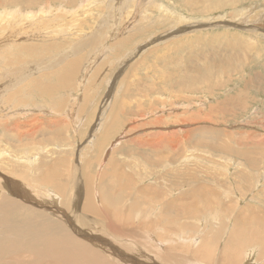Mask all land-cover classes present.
I'll return each mask as SVG.
<instances>
[{"label":"rangeland","instance_id":"rangeland-1","mask_svg":"<svg viewBox=\"0 0 264 264\" xmlns=\"http://www.w3.org/2000/svg\"><path fill=\"white\" fill-rule=\"evenodd\" d=\"M184 1L0 0V54L2 55L10 45L14 61L10 63L9 68L13 75L17 70L28 74L32 66H39L37 75L45 72L52 76L55 74L53 77L41 76L42 80L51 86H55L65 73L70 75V84L57 94V99L42 101L38 94L39 99L36 101L33 97L28 98L29 108H26L6 101L5 95L8 93L20 92V82L15 80L12 83L13 75L8 79L9 77L4 75L5 69L0 68V217L4 212L1 205L6 204V200H3L6 196L14 200L15 204H19L20 208L16 213L6 215L4 219L10 217L11 220H16L18 216H26L25 214L32 213L31 208L49 211L52 202L47 204L39 197L50 199V195L58 198L60 195L54 189L48 196L46 189H41L40 192V176L52 178L70 190L73 185L79 186L82 198L85 196V189L95 194V191L100 190V184L109 192L116 207L125 205L126 209L148 208L147 215L150 214L154 219L159 218L162 222L157 232L162 231L168 235L166 237H178L182 241L187 238L188 244L183 246L182 250L189 249L195 242L196 232L199 231L201 236L210 235L205 240L207 251L202 246L199 261H193V264H207L210 260L215 264L230 255L239 257V264L246 263L243 261L245 256L248 263L256 264L259 249L251 245L253 241L244 245L241 251L233 246L228 249L227 243L232 231L233 217L246 211L247 205L256 207V214H264V202H259L261 198L256 194L257 190L264 188V32H259L260 35L257 36L254 31L255 28L261 30L262 26L264 27V19L259 25L249 21L250 14L255 10L264 15V0H249L248 3L242 0L230 3L228 0H214V3L207 1L202 5V13L188 10ZM158 2L168 9L160 8ZM182 14L189 15L188 19H181ZM233 14L236 16H232ZM223 15H228V18L223 19ZM207 16L210 19H207ZM253 20L256 21L255 18ZM185 24L187 26H184ZM47 25L49 30H45ZM203 26L206 28L203 29ZM183 31L187 33L185 37ZM201 34L204 36H200ZM129 38L130 42L123 44V40ZM194 38L204 40V43H199L198 48L208 61L217 59L218 65L215 68L207 70L206 66L199 62L198 68L196 65H188L186 68L187 52L172 58L171 65L159 60L158 57H166L165 47L170 45V48H173L171 52L168 51L173 57L174 51L180 46L186 47L188 40ZM213 38H216L215 50L210 44ZM235 40L240 41L239 46L234 45ZM21 44L36 47L37 55L23 58L22 51L17 52L15 49L16 45ZM44 47L46 50L42 51ZM17 54L20 56L16 57ZM161 54H164L163 57ZM192 54L194 55V50ZM4 57L8 62V58ZM198 57L200 58V55ZM159 73H165L167 77L162 78ZM30 92L31 89L28 94ZM37 105H50V108H46V111L43 110L45 107L41 108L42 111L32 110ZM113 109L114 116L116 119L120 117V121H115L118 122L117 127L114 125L111 135L107 136V125L114 123L110 122L113 119L110 114ZM174 119H186L187 122L180 124L181 121L176 122ZM155 121H158L157 124L152 126L150 123ZM134 126L140 127L133 130ZM188 129H191L192 133L184 136ZM172 130L179 132L177 135L181 140L180 147L175 151L172 148V140L169 139L167 144L163 138L152 139L158 131L168 133ZM103 137H106L105 140ZM149 137L152 140L146 146L132 142L133 138L143 140ZM202 139L218 146L220 144V147L223 144L225 151L208 150L203 146L205 143ZM199 142L203 145L197 144ZM112 143L115 148L109 149ZM117 148L119 152L114 151ZM246 148L249 151L251 149L255 160L260 161L256 174L258 173L263 181L258 184L254 180L252 185L251 181H245L244 184L249 190L244 187L240 177L245 171L246 174L248 172L252 175L253 170L237 154L238 150L244 151ZM33 155L40 157L37 161H28L27 158H32ZM176 155L182 158V166ZM187 156H197V159L183 162ZM90 160L93 163L87 166ZM168 160L176 163L166 167ZM192 175L201 180V185L206 187L208 183L209 187L219 189L222 193H216L215 200H210L211 204L205 203L204 198H197L198 209L189 216H182L176 208H166V205H181L194 199L192 196H183L189 187L191 191L200 184L190 178ZM29 176H34L33 183L28 184ZM78 179L79 184L73 183ZM8 180L13 181V184H20L22 188L18 187L17 190L14 185L8 187ZM34 183L37 186L35 188L32 185ZM149 185L156 186L157 190H164L161 198L148 202L150 206L145 194L140 190ZM92 186H96V189ZM74 189L77 190V187ZM7 191L10 193L6 194ZM29 191H35L32 198L36 200L29 202L32 199L25 197ZM227 191H231L229 197H225ZM153 201L152 206H155V209L151 206ZM219 201H222L223 205H219ZM67 202L68 200L61 209L67 207ZM225 208L227 212L224 211ZM88 214L90 219L94 218ZM60 217L62 218L61 214ZM104 222L102 217L100 224ZM43 224L41 220L35 219L24 229L11 230L5 223H0V264L30 262L27 253L38 259L44 257L52 262L51 264H64L59 261L56 253L57 247L64 246L62 241L66 242L65 245L69 244V249L72 250V264H86V259H89L90 264H94L89 257L103 260L102 264H117L113 259L115 255H110L113 249L106 244L101 245L102 242H97V248L92 244L96 241L90 242L89 237L83 233L75 232V239L71 237L66 240L43 241L44 238H35V234L45 233ZM64 224L70 227L65 222ZM191 224L197 226L193 233ZM245 225L251 228L252 224ZM171 230H175L177 234L173 235ZM55 232L57 234V230ZM101 233H106V230ZM160 234H156L158 241L162 240ZM240 236L238 234V238ZM116 245L119 251L123 249L127 253L125 258H131V261L143 260L139 261L140 264H163L142 257L140 253L133 254L132 250L123 248L126 245ZM192 245L194 246V243ZM192 248L190 250L193 252ZM52 249L55 251L51 254ZM235 250L240 254L236 255Z\"/></svg>","mask_w":264,"mask_h":264},{"label":"bare ground","instance_id":"bare-ground-1","mask_svg":"<svg viewBox=\"0 0 264 264\" xmlns=\"http://www.w3.org/2000/svg\"><path fill=\"white\" fill-rule=\"evenodd\" d=\"M178 1V0H176ZM207 1H210V2H213L214 0H185L183 3L185 5V8H187L188 10L190 11H194V12H198V13H202V11L204 12V8L202 9V5H204V3L206 4ZM229 3L230 2H233V1H239V0H228ZM242 1H246V3H248L249 0H242ZM214 3V2H213ZM252 3V2H251ZM250 3V4H251ZM158 4L160 5V8H163V9H168V7H165L164 5H162V3H159ZM178 5V4H177ZM181 5V4H180ZM253 5V4H252ZM247 6V5H246ZM254 6V5H253ZM256 7V5H255ZM247 10V8H245ZM256 9V8H255ZM161 10V9H160ZM8 14L10 13L8 10L6 11ZM5 12V13H6ZM250 13V12H249ZM257 13V11L255 10L252 14H250L249 16V21L254 23V24H260V22L264 19V15H261L259 13H257L258 15L256 17H254V14ZM189 14V13H188ZM182 17H180L181 19H185L187 20L188 19V16L187 15H181ZM232 16H236V15H232ZM211 17V16H210ZM231 17V16H230ZM223 19L225 18H228V15H223L222 16ZM256 19V21H254L253 19ZM25 19V18H24ZM207 19H210L208 16H207ZM12 20V19H11ZM205 21V20H203ZM206 23H210V21H205ZM35 23V22H34ZM49 23V22H48ZM29 25V24H28ZM45 25V24H44ZM250 25V24H249ZM16 26V25H15ZM183 26V25H182ZM184 26H187V24H185ZM253 26V25H252ZM34 27V26H33ZM193 27V26H192ZM258 27V26H257ZM40 28V27H39ZM179 28V27H178ZM206 28V26H203V29ZM22 29V28H20ZM49 25H47L45 27V30H49ZM258 28H255V34L257 36L260 35L259 32H264V27L262 26L261 30H257ZM52 30H55L54 28H52ZM200 30L202 31V28H200ZM257 30V31H256ZM25 31V30H23ZM56 31V30H55ZM182 31V27H180V31ZM186 31V30H185ZM183 31V33L185 32ZM27 32V31H26ZM172 32V31H170ZM191 32V31H190ZM193 32H194V29H193ZM191 32V33H193ZM196 32V30H195ZM198 32V30H197ZM28 33V32H27ZM170 34V33H169ZM172 34V33H171ZM170 34V35H171ZM186 34V33H184ZM190 35V33H188ZM254 34V33H253ZM30 35V33H29ZM168 35V37L170 36ZM187 35V34H186ZM186 35H183L184 37ZM175 36V35H174ZM182 36V35H181ZM181 36L179 38H181ZM197 36V35H196ZM200 36H204V34L200 35ZM25 37H30V36H25ZM133 37V36H131ZM199 37V36H198ZM188 38V37H187ZM193 38V37H192ZM253 38V37H252ZM26 39V38H25ZM133 39V38H132ZM131 40V38H129V40H123V44H127L129 43ZM173 40V39H172ZM188 40V39H187ZM186 40V41H187ZM18 41V40H17ZM216 41V38H213L211 41H210V44L213 46V50H215V46H214V43ZM32 42V41H31ZM202 42L204 43V40H200L199 38H194V40H191L190 41L188 40L187 44H186V47H183V46H180L176 51H174L173 53V57H172V53H168V48H167V51L165 52L166 53V57L164 58L163 55L162 57L163 58H159V60L165 62L167 65H171L172 63V58H175L179 55H181L183 52H187L188 53V57L186 58L185 60V63H188L185 65L188 66V65H193L197 67V62L199 63H203L205 66H206V69L207 70H210V68H215L217 65H218V62L217 59L214 61V59H211L208 61L205 54L202 52V50H200L198 48V45L199 43ZM118 44V43H117ZM121 44V43H120ZM234 45L235 46H239L240 45V41H236L234 42ZM122 46V44L120 45ZM119 46V47H120ZM163 46V45H162ZM15 49L16 51L18 52H21L22 51V55H23V58H32L34 57L35 55H37V48L32 46V45H16L15 46ZM46 48L44 47L42 51H45ZM151 50V49H150ZM193 50H194V55L192 54L193 53ZM168 53V54H167ZM243 53V52H241ZM240 53V54H241ZM39 54H41V52H39ZM3 55V56H2ZM2 55L0 54V68H4L5 69V72L6 76H8L10 79L11 76L14 74L13 72H11L9 66L11 65L10 63H13L14 61V58H13V55H12V51L10 49V45L7 47L6 51L2 53ZM184 55V54H183ZM200 55V58L198 57ZM6 56L8 58V62L6 61V58L4 57ZM18 56V54L16 55V57ZM20 56V55H19ZM18 56V57H19ZM159 56V54H158ZM185 57V56H184ZM214 57V56H213ZM182 59V58H181ZM3 64H2V62ZM194 61V62H192ZM214 61V63H213ZM180 62V61H179ZM184 62V61H183ZM139 63V62H138ZM157 64V63H156ZM184 64V63H183ZM227 64H229L227 62ZM159 65V64H158ZM166 66V65H164ZM201 66V65H200ZM39 66H32L30 69H29V72L28 74H26L27 72L24 73V71L22 70H17L15 73V75H13V77L11 78V81L12 83H14L15 80H18L20 82V92L16 93V92H12V93H8L6 96V101L7 102H10L12 104H15V105H18V106H23V107H26V108H29V104H27L28 102V98L31 99L30 97H33L34 100H38L39 99V96L41 97V100H45V101H53L56 98V96H59L57 95L60 91H62L63 89H65V87L67 85L70 84V75L69 73H65L61 79H59L58 83L55 85V86H51V84H47L45 83L44 80H42L41 76L42 75H45V76H48V77H53L55 76V74L53 73V76L52 74H48L47 72L43 73L42 75H37L38 74V69ZM147 67V66H146ZM173 67V66H172ZM175 68V67H174ZM187 68V67H186ZM198 68V67H197ZM205 68V67H204ZM168 69V68H167ZM36 70V71H35ZM27 71V70H26ZM146 71V70H145ZM151 71V70H150ZM180 71V70H179ZM174 72V70L172 71ZM146 73V72H145ZM155 73V72H154ZM180 73V72H179ZM36 74V77H34V75ZM86 74V73H85ZM160 74V73H159ZM171 74V73H170ZM187 74V73H186ZM162 78H165L167 77V74L165 73H161L160 74ZM185 75V74H184ZM199 75V74H198ZM147 76V74H146ZM187 76V75H186ZM189 76V75H188ZM202 76V75H201ZM5 77V76H4ZM148 77V76H147ZM146 77V78H147ZM2 76H0V80H1ZM41 78V79H40ZM161 78V79H162ZM169 78V77H168ZM167 78V79H168ZM148 79V78H147ZM166 79V81H168ZM173 79V78H172ZM149 80V79H148ZM164 80V79H163ZM178 80V78H177ZM6 81V80H5ZM174 81V79H173ZM180 81V80H179ZM187 81V80H186ZM25 82H27V84H25ZM149 82V81H148ZM163 82V81H162ZM189 85V84H188ZM68 87V86H67ZM151 88V85L149 86ZM155 87V85H154ZM152 87V89L154 88ZM156 88V87H155ZM164 88V87H163ZM171 88V87H170ZM31 89V92L30 94H28V90ZM149 90V89H148ZM155 90V89H154ZM157 90V89H156ZM2 91V90H1ZM5 91V90H4ZM89 92V91H88ZM2 93V92H0ZM85 93V91H84ZM192 93V92H191ZM39 94V96H38ZM52 95H55L52 97ZM84 96V95H83ZM59 98V97H58ZM232 99V98H231ZM248 100V99H247ZM5 102V103H7ZM126 104V103H125ZM13 105V106H15ZM48 105V104H47ZM180 105V104H179ZM6 106V105H5ZM50 106V105H49ZM46 107V106H41V105H37L35 108H33L32 110H41L42 111V107H45L43 110L46 111L45 109L46 108H50V107ZM124 107V106H123ZM6 109V108H5ZM124 109V108H123ZM51 110V109H50ZM164 110V109H163ZM162 110V111H163ZM144 111V110H143ZM60 112V111H59ZM66 113V112H65ZM68 113V112H67ZM114 109H113V112H111V117L113 118L112 121L110 122H113L114 123H110L108 125V130L109 132L105 133L107 136L108 134H110L112 131L113 128L117 127L118 125V122L116 123L115 121L119 120L120 119V115H118V119H116V117L114 116ZM152 113V112H151ZM58 114V113H57ZM145 114V113H144ZM84 115V114H83ZM169 115V114H168ZM4 116V115H3ZM64 116V115H63ZM0 117H2L1 113H0ZM154 117V116H153ZM186 118V117H185ZM88 120V119H87ZM122 120V119H121ZM155 120V119H154ZM158 120V119H157ZM175 120V119H174ZM120 121V120H119ZM176 122H180V124H183V122H187L186 119L185 120H182V119H177L175 120ZM158 121H155L153 123H150L151 125L152 124H157ZM179 124V123H178ZM114 125H116L114 127ZM38 126V125H37ZM112 126V128H110ZM148 126V125H147ZM153 126V125H152ZM36 127V126H35ZM140 126H134L132 129L133 130H136L137 128H139ZM144 127V126H143ZM157 127V126H156ZM28 128V127H26ZM76 128V127H75ZM33 129V128H31ZM118 129V128H116ZM115 129V130H116ZM35 130V128H34ZM98 130V129H97ZM180 130L182 131L183 133V128L181 127ZM26 131V130H25ZM24 131V132H25ZM28 131V130H27ZM37 131V129H36ZM95 131V130H94ZM33 132V130H32ZM99 132V131H98ZM97 132V133H98ZM28 133V132H27ZM35 133V131H34ZM95 133V132H94ZM115 133V132H114ZM126 133V131H125ZM179 132L177 130H172L171 132H166V133H163V132H160L158 131L156 137H153L152 139H159V138H163V141L164 143H167L169 142V139L173 141V145H172V148L175 150H177V147H180V138L179 136L177 135ZM191 129H188L185 133L184 136H189V134H191ZM129 134V133H128ZM111 135V134H110ZM222 135V134H221ZM61 137V136H60ZM95 137V136H94ZM106 138V137H105ZM105 138L103 137V139L105 140ZM102 139V140H103ZM130 139V138H129ZM150 137L149 138H133L132 139V142H134L133 144L135 143H140L142 146H146L151 140H152ZM61 140V139H60ZM131 141V140H130ZM202 141L205 143L204 145L199 142L197 144L199 145H203L204 147H207L208 150H215V151H225V149L222 147H220V144L218 146V144H212V143H208V142H205L203 139ZM138 144V145H140ZM126 145V144H124ZM140 145V146H141ZM130 146V145H129ZM224 146H227L226 144H224ZM123 147H121L122 149ZM210 148V149H209ZM227 148V147H226ZM133 149V148H132ZM247 149V148H246ZM244 150V151H239L237 152L238 156H240V158H243V160H245L246 164H248V166L251 167V170L253 173H251L252 175L246 174V171L242 173L241 177L240 176H237V178L240 177L241 179V182L244 184L245 181L249 180L248 182H250V184L252 185V182L254 180H256L259 183H263L262 181V178L259 177V174L257 173L256 174V171H258V167L260 166V161L259 160H255V157L251 154L252 150L250 149V151L247 149V150ZM45 150V149H44ZM128 150V149H126ZM109 151V150H108ZM107 151V152H108ZM111 151V150H110ZM116 152H119L120 150L117 148L116 150H114ZM123 151V150H122ZM121 151V152H122ZM227 151V150H226ZM126 152V151H125ZM129 152V151H128ZM131 152V151H130ZM228 152H230L228 150ZM232 152V151H231ZM51 153V152H50ZM223 153V152H222ZM173 156H174V153H172ZM172 156V155H171ZM170 156V157H171ZM172 156V157H173ZM176 159L177 161H179V163L181 162V159L180 157H178V155H176ZM40 157V156H39ZM39 157L37 155H33L32 158H27L28 161H37L39 159ZM52 157V156H51ZM197 156H187L183 162H186L188 160H191L193 158H196ZM237 157V156H236ZM197 159V158H196ZM91 161V160H90ZM89 161V162H90ZM171 161V160H170ZM169 160L167 161L166 163V167L170 164L172 165V163H176V162H170ZM173 161V160H172ZM175 161V160H174ZM189 163V162H188ZM89 164V163H88ZM182 162H181V166H182ZM64 165V164H63ZM245 165V164H243ZM67 167V166H65ZM247 167V166H246ZM249 167V168H250ZM235 169V168H234ZM240 170V169H239ZM258 176H256V175ZM193 177H190L191 179L193 180H197V181H201L200 179H198L195 175H192ZM229 177V176H228ZM256 177V178H255ZM26 178V177H25ZM29 178L28 180V184L30 183H33V179H34V176H29L27 177ZM214 179V178H213ZM217 179V183H219V180L218 178ZM264 179V178H263ZM40 185L38 184V190L41 192V189H46L47 191V195L48 196L52 189H54L59 195H60V198H58L57 196H53V195H50V199L48 198H41L39 197L40 200L46 202L47 204L50 203V204H53L51 205V207L49 208V211L47 210H43V211H38V210H34L31 208V211L32 213H27L26 211H24L26 216L21 215L23 217H19L16 219V220H11L10 217L9 219L6 218L4 219V217L6 215H12L13 213H16L17 211H19V204H15L14 203V200H11L8 196H6L3 200H6V204H2L1 207L4 209V212L2 213V216L0 217V223L1 224H6V227H10L11 230H18V229H24L25 227H27L30 223L34 222L35 219L36 220H41L44 224V230H45V233H37L34 235L35 238H44L43 241H49L50 239L52 240H66L67 238L70 239L71 237H73V233L75 232H78V233H83L85 236L87 235V237H89V241L90 242H94L92 244H94V246L96 245V247L98 248V244L97 242H102V244H106L109 246L110 249H113L111 250L110 252V255H115L113 256V259L115 260V263L117 264H140L139 261H143V260H139L136 262L133 260L131 261V258L130 259H127L125 258L126 257V252L123 251V249L121 251H119V247H117L116 244H119L121 245L123 248H127L132 250L133 254L135 253H140V256L142 257H145V258H148V259H154L153 261L157 260L159 261V263H163V264H193V261L195 262H198L199 261V254H200V250L202 249V246L204 247V249L207 251V246H205V240L209 238L210 235H204V236H201L200 235V232H196L197 234V238L195 240L194 243V246L191 244L189 247V249H185V250H182L183 246H186V244H188L187 242L189 241L187 238H185L183 241L180 239V238H173V236H170L172 238H168L166 236L168 235H165L164 233H162V231H158V229H160V226H161V221L158 219H154L152 216L147 215L146 212H148V208L146 210H143V209H140L138 207H135V208H125V205H122L120 207H116L115 205V201L113 199H110V196H109V192L104 188L102 187L100 184V190L98 191H95V194H93V192L91 190H86L85 189V196L82 198L81 194V188L77 185H73L71 187V190L74 189L75 187H77V190L74 189L70 190V188H67L66 185L62 186V185H59L58 182L52 178H48V177H42L40 176ZM187 182H189L188 180H186ZM237 181V180H236ZM6 183H8V187H10V185H14V188L15 189H19L18 187H21L20 184H13V181L11 180H8L6 181ZM73 183H80V179L76 180V181H73ZM187 184V183H186ZM186 184L184 185V187L186 186ZM205 184V182L203 183ZM208 183H206V187L205 185H201V182L200 184L198 185L197 188L195 189H192L190 191V187L184 191V194L183 196H192L194 199H190V203H187L185 202V204H181V205H175L173 203H168L166 205V208H176L179 213L182 215V216H189L191 214V212H193L194 210H197L198 209V199L197 198H204L205 199V203H210V200H215L214 199V195L216 193H219L221 195V190L219 189H215V188H211L207 185ZM249 184V183H247ZM33 187H37L36 184H32ZM220 185V184H219ZM240 185V184H239ZM97 186V185H96ZM96 186H92V188H95L96 189ZM225 186V184H224ZM46 187V188H44ZM228 187V186H227ZM244 187L249 190V188L247 187L246 184H244ZM243 187V188H244ZM252 188V186H250ZM22 188V187H21ZM51 188V189H50ZM99 188V187H98ZM209 188V189H207ZM229 188V187H228ZM241 188V187H240ZM239 188V189H240ZM226 189V188H224ZM245 189V190H246ZM30 190V189H29ZM37 190V189H36ZM70 190V191H69ZM140 190L142 194H145V199L148 202L151 203V200H154V199H159L161 198L162 194L164 193V190H157L156 189V186H145L143 188H141ZM230 190V188L228 189ZM43 191V190H42ZM30 192V193H29ZM27 192L28 194L25 195V197L27 199H32L30 200L29 202L33 201V200H36L34 198H32V193L35 192H31L29 191ZM69 192H71V198L69 197L70 194ZM231 191H227V195L225 197H229V193ZM263 192H264V188L260 189V190H257L256 194L261 198V200L259 202H264V196H263ZM10 192H6V194H9ZM37 193V192H36ZM207 193L209 195H211V197L213 198H210L209 195H207ZM233 194V193H232ZM39 195V193H38ZM73 196V197H72ZM209 196V197H208ZM82 198V200H81ZM183 199L186 198V197H182ZM38 199V198H37ZM208 199V200H207ZM232 199V198H231ZM68 200L67 202V207L63 210L61 209L64 204L66 203V201ZM230 200V198H229ZM2 201V200H0ZM119 201V200H118ZM227 201V200H226ZM252 201V200H251ZM35 202V201H34ZM41 202V201H40ZM225 202V200H224ZM238 202V200H237ZM150 203H148V205L150 206ZM154 201L152 202L151 206L153 205ZM219 205H223L222 201H219L217 202ZM231 203V202H230ZM234 203V202H233ZM231 203V204H233ZM22 204V203H21ZM225 204V203H224ZM159 205V204H158ZM236 205V203L234 204V206ZM99 206L102 210L98 209ZM148 206V207H149ZM157 206V205H156ZM68 207L70 209H68ZM80 207V209L78 208ZM153 209H155L154 207L155 206H152ZM238 207V205H237ZM248 209L246 211H242L241 214L237 215V216H234L233 219H234V222H233V226H232V231L230 232L231 234L229 235V243H227L228 245V249H231L232 246L241 251L242 249H244V245H247L249 243V241H253L251 243V245H255L258 249H259V254L257 255L258 256V260L256 262V264H264V237H263V234H264V214L262 213V215H258L256 214V209L253 208L251 205H247ZM18 208V209H17ZM158 208V207H157ZM235 208V207H233ZM44 209V208H43ZM149 209H151V207H149ZM151 211V210H150ZM158 211V209L156 210ZM224 211L227 212V209L225 208ZM155 212V211H154ZM261 212V211H260ZM259 212V213H260ZM34 213V214H33ZM41 213V214H40ZM80 213V214H79ZM90 213L91 216L93 215L94 218L90 219L87 214ZM104 213V214H103ZM152 213V211H151ZM60 214L62 215V218L60 217ZM103 214V216H102ZM155 214V213H153ZM157 214V213H156ZM89 215V214H88ZM152 215V214H151ZM150 216V218L148 219V217ZM102 217L105 219V222L104 224H100V222H102ZM9 220V221H7ZM63 220V221H62ZM62 222V223H61ZM64 222L70 226V227H67ZM246 223H251L252 225L251 228L248 227V225H245ZM230 225V224H229ZM254 227V230H252V228ZM191 228L192 229V233L194 230L197 229V226H194L193 224H191ZM256 228V229H255ZM72 229V231H71ZM252 230V231H249ZM57 230V234H58V238H57V234H56V231ZM102 230H106V233L102 234ZM173 235L174 234H177L175 232V230H171ZM223 231V230H222ZM225 231V230H224ZM93 232V234H92ZM164 232V231H163ZM221 232V231H220ZM161 233V234H160ZM170 233V232H169ZM168 233V234H169ZM171 233V234H172ZM203 233V232H201ZM159 235L160 238H162L161 241H158L157 239V235ZM187 234H191V233H187ZM238 234H240L241 236L238 238ZM110 236V237H106V236ZM183 235V234H182ZM186 235V234H184ZM193 235V234H192ZM262 235V236H261ZM189 236V235H188ZM191 236V235H190ZM102 237V238H100ZM74 238V237H73ZM84 238V237H83ZM100 238V239H99ZM111 238L113 240H111ZM168 238V239H167ZM263 238V239H262ZM9 239V238H8ZM13 239V238H11ZM14 239H16L14 237ZM18 239V238H17ZM75 239V238H74ZM87 239V238H86ZM99 239V240H98ZM104 239H107L104 240ZM80 243H83L82 241L78 240ZM88 241V240H87ZM209 241V240H207ZM206 241V242H207ZM14 243H19L16 242V241H12ZM63 242V245L64 246H61V247H57V250H56V253H58V259L60 262L64 263V264H72V258L73 257H70V256H73V254L71 253L72 250L69 249V244H66V242L62 241ZM112 242H115L114 244ZM70 243V242H69ZM150 243V244H149ZM170 243H172L170 245ZM237 245L239 247H237ZM51 246V245H50ZM254 246V247H255ZM191 247H193V252L190 250ZM53 248V247H52ZM100 248V247H99ZM69 249V250H68ZM255 249V248H254ZM49 250V249H48ZM65 250H67L65 252ZM101 250V249H100ZM126 250V249H125ZM237 250H235L236 252V255H239V251L237 252ZM247 250V249H246ZM54 249H52V252H50L51 254L54 253ZM86 251V250H85ZM108 251V250H107ZM179 251V252H177ZM88 252V251H87ZM99 252V251H98ZM127 252H130V251H127ZM231 251H228V253H230ZM97 254V252H95ZM93 253V254H95ZM131 253V254H132ZM192 253V254H190ZM234 253V252H232ZM86 254V253H85ZM95 254V255H96ZM130 254V253H129ZM132 254V255H133ZM235 254V253H234ZM251 254V253H250ZM255 254V252H254ZM25 255V254H24ZM27 255L30 257V262H25V261H20L18 264H45V263H48V264H51L52 262L48 261L47 259H45L44 257L41 258V259H38L37 257L33 256L32 254H29L27 253ZM188 255V256H187ZM246 255V254H245ZM23 256V254H22ZM135 256V255H134ZM133 256V257H134ZM255 256V255H254ZM65 257V258H64ZM86 257V256H85ZM136 257V256H135ZM139 257V256H138ZM87 258V257H86ZM90 260L94 261L95 263L94 264H102L104 263V261H99V260H96L93 259V257H89ZM246 256H245V259L243 260L244 264H253L255 262H252V263H248L247 260H246ZM105 259V258H104ZM109 259V258H108ZM141 259V258H140ZM144 259V258H143ZM239 257L237 256H228V257H225L224 259H222L221 261L215 263V264H223V262H225V264H239V261H238ZM112 260V259H111ZM47 261V262H46ZM81 261V260H80ZM87 262H85L86 264H90L89 263V259H86ZM146 262V261H145ZM235 262V263H234ZM84 263V261H83ZM152 263V262H151ZM57 264H60V263H57ZM81 264V263H80ZM206 264V263H204ZM207 264H214L213 260H210Z\"/></svg>","mask_w":264,"mask_h":264},{"label":"crops","instance_id":"crops-1","mask_svg":"<svg viewBox=\"0 0 264 264\" xmlns=\"http://www.w3.org/2000/svg\"><path fill=\"white\" fill-rule=\"evenodd\" d=\"M186 34H187V33H186ZM186 34H183V35H186ZM167 48H168V51H169V52H171V51L173 50V48H170V45L167 46ZM110 114H111V113H110ZM108 125H109V124H108ZM108 125H107V127H106V130H107L106 133L109 132V130H108ZM101 135H102V134H101ZM100 137H101V136H100ZM113 143H114V142H113ZM113 143L110 145L109 149H111V148H112V149L115 148V146H113ZM94 146H95V145H94ZM95 147H96V146H95ZM115 150H116V149H115ZM114 162H115V160H114ZM92 163H93V162L90 161L89 164H87V166H88V165L91 166Z\"/></svg>","mask_w":264,"mask_h":264}]
</instances>
